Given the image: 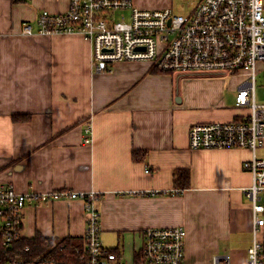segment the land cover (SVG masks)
Masks as SVG:
<instances>
[{"label":"crops","instance_id":"0c3cea01","mask_svg":"<svg viewBox=\"0 0 264 264\" xmlns=\"http://www.w3.org/2000/svg\"><path fill=\"white\" fill-rule=\"evenodd\" d=\"M132 2L139 8L175 4ZM67 5L0 0V183L17 192H96L100 239L122 258L130 251V261L144 228L181 225L187 264H210L215 255L244 264L252 212L242 192L251 181L242 161L251 152L192 149L188 128L239 117L235 98L245 76L163 72L148 60L117 61L98 71L82 34L22 33V23L34 27L41 10L62 12ZM134 151L143 157L134 159ZM175 170L187 171L188 185L176 184ZM84 229L80 197L27 204L22 211L23 238L77 237L82 245ZM257 236L264 245V227Z\"/></svg>","mask_w":264,"mask_h":264},{"label":"built area","instance_id":"2783aa9c","mask_svg":"<svg viewBox=\"0 0 264 264\" xmlns=\"http://www.w3.org/2000/svg\"><path fill=\"white\" fill-rule=\"evenodd\" d=\"M116 10L123 12L119 20L111 14ZM34 23L33 27L24 21L22 33L82 34L91 44V63L98 71L117 61L148 60L163 72L245 76L235 98L240 116L229 121L195 122L188 128V139L192 149L241 148L251 152L242 161V168L251 176L242 192L252 212V237L244 264H264V245L257 236L264 227V154L257 153L264 148V103L255 99L257 63H264V0H199L187 14L169 7L139 8L132 0H68L64 11L43 9ZM84 132L88 143L90 126ZM224 184L228 185V177ZM74 197L83 199L85 211L84 241L75 248L80 254L78 264H187L186 232L181 225L144 228L141 247L131 261L103 245L94 191L17 192L11 183H0L2 244L9 247L21 238L22 211L27 204ZM58 240L46 242L47 249L41 254L17 253L0 264H57L48 259L51 251L62 247ZM29 250L28 245L23 247L24 254ZM210 264L229 263L227 256L215 255Z\"/></svg>","mask_w":264,"mask_h":264},{"label":"trees","instance_id":"16d2710c","mask_svg":"<svg viewBox=\"0 0 264 264\" xmlns=\"http://www.w3.org/2000/svg\"><path fill=\"white\" fill-rule=\"evenodd\" d=\"M15 119H19L20 117L17 115L14 117ZM26 116H23L21 119H25ZM134 151L133 158L137 159L143 157L144 152ZM174 181L176 184H180V186L188 185V173L185 170H175L174 172ZM57 238H50L41 235L40 233H36L35 236L31 238H23L21 237L17 241H15L12 246L6 247L2 244V234L0 231V263L4 262L7 259H11L17 253H21V255L25 256H36L38 254L43 253L47 249L46 242H54ZM79 238L77 237H64L58 240L59 245L55 248V250L49 253V259L54 261L57 264L61 263H79L80 254L76 253L75 248L80 247ZM28 245L30 250L28 253L23 252V247Z\"/></svg>","mask_w":264,"mask_h":264},{"label":"rangeland","instance_id":"374dc122","mask_svg":"<svg viewBox=\"0 0 264 264\" xmlns=\"http://www.w3.org/2000/svg\"><path fill=\"white\" fill-rule=\"evenodd\" d=\"M193 0H175V4L173 7V12L175 13H181V14H187L189 13L190 9H192L191 2ZM114 16V20H119L121 16L123 15V12L120 10L113 11L111 13ZM257 73L255 76V99L257 103H264V63L258 62L257 63ZM259 154H264V148L259 149ZM142 241V238H141ZM137 243V241H136ZM125 256L123 259L129 260L130 259V251L128 252L125 250ZM128 256V257H126Z\"/></svg>","mask_w":264,"mask_h":264}]
</instances>
